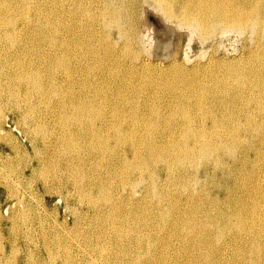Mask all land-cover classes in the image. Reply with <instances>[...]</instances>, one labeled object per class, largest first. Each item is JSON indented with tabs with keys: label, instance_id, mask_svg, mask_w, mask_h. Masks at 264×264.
Returning <instances> with one entry per match:
<instances>
[{
	"label": "bare ground",
	"instance_id": "bare-ground-1",
	"mask_svg": "<svg viewBox=\"0 0 264 264\" xmlns=\"http://www.w3.org/2000/svg\"><path fill=\"white\" fill-rule=\"evenodd\" d=\"M145 4L203 42L239 34L243 55L212 58L211 74L208 62L201 74L152 64L137 24ZM4 109L27 122L32 144L44 140L45 187L73 190L101 227L99 245L112 239L102 264H264V0H0V131Z\"/></svg>",
	"mask_w": 264,
	"mask_h": 264
},
{
	"label": "rangeland",
	"instance_id": "rangeland-1",
	"mask_svg": "<svg viewBox=\"0 0 264 264\" xmlns=\"http://www.w3.org/2000/svg\"><path fill=\"white\" fill-rule=\"evenodd\" d=\"M147 8H146V7ZM145 8H146V10H145ZM149 8V9H148ZM142 10V11H141ZM140 12H139V15H138V17H137V24H138V26H139V31H140V34H141V37H142V42H143V44H142V46L144 47V46H146V48H147V53H146V57L148 58V61L149 62H152V64H155V63H157V64H155L156 66H159V67H161L162 69H167L168 67H170L172 64H174L175 62V64H178V65H181V66H183V67H185L186 69H188V71L189 70H192V69H194V68H196V69H201V71L199 72L198 71V74H201L202 73V70H204L203 68H202V65L203 66H205V67H207L209 64H210V60L212 59V60H215L216 61V59L217 60H220V59H222V58H225V59H227V60H230V59H233V58H239V56L241 57L243 54V47H244V45H245V42H244V40H243V38H242V36H240L239 34H236V33H229V34H227V35H218L217 36V39H215L216 37H214V38H211V40L209 39V40H207V41H202L197 35H190L189 34V32H188V30H185V29H183V28H179L176 24H174V23H170V22H168V20L163 16V14L161 13V12H159L158 10H156L154 7H152L151 5H149V4H145V5H142L141 6V8H140V10H139ZM145 11H147L146 13H145ZM183 31V32H182ZM187 32V33H186ZM187 34V35H186ZM191 36V37H190ZM221 36V37H220ZM191 38V39H190ZM215 39V40H214ZM218 41V43H217V41ZM217 44V45H216ZM212 45V46H211ZM252 42H250V41H248L247 42V47L248 48H252ZM148 47H150V48H148ZM214 47H217L216 49H214ZM250 50V49H249ZM216 51V52H215ZM242 54V55H241ZM235 60H237V59H235ZM154 62V63H153ZM207 62H208V64H207ZM198 63V64H197ZM161 64V65H160ZM206 64H207V66H206ZM154 65V66H155ZM196 65V66H195ZM199 65V66H198ZM187 66V67H186ZM198 66V67H197ZM201 66V67H200ZM210 66V68L208 69V67ZM206 69H207V72H208V70H209V72L211 71V72H213L212 70H211V65H209ZM193 67V68H192ZM190 68V69H189ZM211 72L209 73V74H211ZM5 110V109H4ZM4 110L2 111V113L3 114H1V117H4L5 118V116H6V120H7V122H8V124H4L5 126H4V129H3V131H0V133H1V135H0V137L2 136V135H6V136H2L1 138H0V183H1V185H0V217L3 215L4 216V218H3V216H2V218L0 219V229H3V230H0L1 232V235H0V240H1V242H2V245H3V247H4V245H5V247L4 248H2V245L0 244V262L2 263H6V264H12V262H13V259H17V257H19L17 260L15 259L14 260V262L16 263V261H17V263L16 264H34V263H32V262H35L36 264H46V263H50V264H66V263H69L70 261H72L73 263H69V264H77V263H79V264H82L83 262H84V264L85 263H87L88 261H94V262H96V263H98V264H102V261H103V257L106 255V252H107V250H106V245H107V247L109 248V250L111 251V249L110 248H112L109 244H111L112 245V239H110V237L108 238L107 236H106V238H104V241H102L103 242V244L104 245H101L103 248H101V246L99 245V243H98V240L97 239H99V237H96V235L98 236V232L97 231H99V229L101 228L99 225H98V222H95V220L94 221H91V217H90V213L88 214V216H87V214L85 215L84 213V211H87L86 209H87V204L86 203H84V202H81V200L79 199L78 200V195H76V193L75 194H73L74 193V191L72 190L71 192V194H69L70 196H68V197H66L65 195H67L66 193H67V191L66 190H64V189H61V188H57V187H59V184H56V183H54V185H52V183H49L50 184V186L52 187H49V189H47L46 187H45V185H44V178L42 177V176H45V175H40L38 172H40L39 170H41L42 169V165L41 164H39L38 162H39V159L36 157V154H40L41 152V156L42 155H44L47 151V148L46 147H44V140H42V138H41V140L42 141H40V140H38V142L39 143H37V142H35L34 144H32V142L29 140V138L26 136L27 135V133H28V130H30L31 128H29V127H26V126H29V125H27V122L25 123L24 122V120H20V122L18 123V119H17V116H14V114L13 113H10V111L11 110H9V109H6L5 110V112L6 113H4ZM8 110H9V112H8ZM3 115V116H2ZM12 118V120H13V124L15 123V121H16V125H13L12 123H11V118ZM23 123H22V122ZM21 123V124H20ZM25 123V124H24ZM19 124V125H18ZM22 125L24 126V127H22ZM15 126V127H14ZM20 126V127H19ZM22 127V128H21ZM27 128H28V130H27ZM7 129V130H6ZM17 129V130H16ZM50 129V128H49ZM7 131H9V132H7ZM3 132H5V133H3ZM22 132H24V133H22ZM26 132V133H25ZM3 133V134H2ZM10 133H11V135H10ZM21 136H19V135ZM26 134V135H25ZM29 134V133H28ZM13 135V136H12ZM14 135H15V138H14ZM10 136V137H9ZM12 136V137H11ZM7 138V139H5V138ZM9 137V138H8ZM2 139H3V141H2ZM5 139V140H4ZM7 140H9V141H7ZM13 140V141H12ZM20 141V142H19ZM25 141V142H24ZM4 142H6V143H4ZM11 142V143H10ZM13 142V143H12ZM26 142H29V143H26ZM31 143V144H30ZM41 143V144H40ZM10 144V145H9ZM15 144H17V145H15ZM22 144V145H21ZM33 145V146H32ZM11 146H13V148H14V150H12L13 148L11 147ZM24 146H26V147H24ZM34 146H36V148H38L37 150H39V153H35V151H33V149L35 150V148H34ZM42 146V147H41ZM16 147H17V152H16ZM20 147V148H19ZM26 148L25 150H24V148ZM30 147H31V149H30ZM41 147V148H40ZM43 148V149H42ZM46 149V150H45ZM23 150V151H22ZM40 150H41V152H40ZM19 151V152H18ZM52 151V150H51ZM45 152V153H44ZM24 155H23V154ZM29 153V154H28ZM35 155H34V154ZM16 154H18V155H16ZM21 154V155H20ZM7 155H9V156H7ZM50 154H48V153H46L45 155H44V158H45V156H46V158L49 156ZM5 157L4 159H3V157ZM7 156V157H6ZM17 156H19V157H17ZM21 156V157H20ZM41 156H39L38 155V157L39 158H41ZM2 157V158H1ZM9 157V158H8ZM12 158V160H11V158ZM36 157V158H35ZM43 157V156H42ZM20 158V159H19ZM24 158V159H23ZM26 158V159H25ZM43 158V159H44ZM45 158V159H46ZM13 159H15V160H13ZM29 159V160H28ZM32 159H34V160H32ZM4 160V162H2V161ZM25 160H26V162H25ZM32 160V161H31ZM9 161V162H8ZM15 162V164L13 163V162ZM35 161H37L36 163H34ZM18 162H20V163H18ZM31 162V163H30ZM6 163V164H5ZM27 163L28 164H35V169H38V171L36 170V174L34 173V174H32L33 172H31L30 171V168H29V166H28V168L26 167V165H27ZM37 163H38V165L40 166H38L37 165ZM3 164V165H2ZM12 164H13V166H12ZM25 165V167H23L24 165ZM8 165V166H7ZM6 166V167H5ZM10 167V168H9ZM38 167V168H37ZM2 168V169H1ZM4 168H5V170H4ZM9 168V169H8ZM19 168V169H18ZM12 169H13V172H15L16 171V173H13V174H16V175H12L11 174V172H12ZM14 169H16V170H14ZM22 169V170H21ZM27 169H29V170H27ZM2 170H4V171H2ZM8 170V171H7ZM10 170V171H9ZM20 170V171H19ZM2 171V172H1ZM19 171V172H18ZM26 171V172H25ZM3 172H6V173H3ZM18 172V173H17ZM21 172V173H20ZM39 175H38V174ZM6 174V175H5ZM11 176H10V175ZM24 174V175H23ZM30 174V175H29ZM44 174V173H43ZM2 175H3V177H2ZM22 175V176H21ZM28 175V176H27ZM41 176V177H40ZM5 177H7V178H5ZM18 177V178H17ZM29 177V178H28ZM13 180H12V179ZM24 178V179H23ZM33 179V182L34 183H36V184H34L33 182L31 183V181H32V179ZM39 178V179H38ZM40 178H42V180H40ZM2 179V180H1ZM17 179H18V181H17ZM30 179V180H29ZM5 180V181H4ZM7 180H9V181H7ZM22 182H21V181ZM2 181H3V183H2ZM36 181V182H35ZM19 182V183H18ZM21 182V183H20ZM25 182V183H24ZM27 182V183H26ZM13 184V186H11L12 184ZM18 183V184H17ZM29 183V184H28ZM3 184V185H2ZM9 184V185H8ZM30 184H32V185H30ZM7 185V186H6ZM23 185V186H22ZM28 185V186H27ZM29 185H30V187H29ZM56 185V186H55ZM3 186V187H2ZM7 188H6V187ZM18 186V195H16L17 194V189H16V187ZM27 186V187H26ZM33 188H32V187ZM57 188H55V187ZM21 187V188H20ZM29 188V189H28ZM33 190H32V189ZM24 189H26V191L24 190ZM39 189V190H38ZM43 189V190H42ZM59 189V190H58ZM23 190V191H22ZM31 190V191H30ZM53 190V191H52ZM57 190V191H56ZM6 191V192H5ZM19 191H20V193H19ZM34 191H36V192H34ZM44 191V192H43ZM56 191V192H55ZM61 191V192H60ZM13 193V195H14V198H13V195L11 194V193ZM14 192H15V194H14ZM22 192V193H21ZM24 192H26V193H24ZM31 192H33V193H31ZM65 192V193H64ZM8 193V194H7ZM10 193V194H9ZM32 194V195H35V196H37V197H35V196H32V195H30V194ZM35 193V194H34ZM55 193H56V195H55ZM8 196H7V195ZM21 194H23V195H21ZM29 196H28V195ZM41 194V195H40ZM52 194H53V196H52ZM60 196H59V195ZM64 194V195H63ZM73 194V195H72ZM17 197H16V196ZM63 195V196H62ZM10 196V197H9ZM59 196V197H58ZM76 196H77V198H76ZM9 199H8V198ZM16 197V198H15ZM18 197H19V199L20 198H22V199H18ZM25 197V198H24ZM34 197V198H33ZM69 198L70 199V201H68L67 203L68 204H66V201H67V199L66 198ZM74 197V198H73ZM5 198V199H4ZM24 198V199H23ZM33 198V199H32ZM14 199V200H13ZM28 199H30V200H28ZM37 201H39V202H37ZM77 199V200H76ZM11 200V201H10ZM37 202V204H36V202ZM41 200V201H40ZM74 200V201H73ZM9 201V202H8ZM21 201H25V202H21ZM33 201V202H32ZM63 201V202H62ZM73 201V202H72ZM78 201V202H77ZM16 202V203H15ZM19 202V203H18ZM61 202V203H60ZM15 203V204H14ZM22 203H24V204H22ZM31 203H33V204H31ZM41 203V204H40ZM78 203V204H77ZM81 203H83V204H81ZM44 206H43V205ZM64 204V205H63ZM81 204V205H80ZM16 205H17V207H16ZM24 205V206H23ZM41 207H40V206ZM69 207H68V206ZM78 205V206H77ZM79 205L81 206V207H79ZM29 206V207H28ZM38 206V207H37ZM71 206H73L72 207V209L73 210H71ZM77 206V207H76ZM13 207V208H12ZM43 207H45V208H43ZM76 207V208H75ZM19 208V209H18ZM21 208H22V210H23V212L21 211L20 212V210H21ZM27 208V209H26ZM31 210H30V209ZM37 208V209H36ZM41 210V211H39V209ZM42 208H43V210H42ZM54 208V209H53ZM68 210H67V209ZM9 209H10V211H9ZM14 209V210H13ZM19 210V212H18V210ZM25 209V210H24ZM8 211V214L6 213L7 211ZM12 210V211H11ZM55 211V212H57V214L54 212V213H50L49 211H51V212H53V211ZM75 210V211H74ZM30 211H31V213H30ZM33 211H34V213H33ZM43 211V212H42ZM67 211V212H66ZM13 212V213H12ZM15 212V213H14ZM26 212H28V214H29V216L27 215V213ZM36 212V213H35ZM37 212H39V213H37ZM59 212V213H58ZM76 212V213H75ZM77 212H79V213H77ZM83 214H82V213ZM5 215H4V214ZM10 213V214H9ZM13 214V216H12V214ZM20 213H21V215H20ZM23 213H24V215H23ZM43 213H44V215H43ZM49 213V214H48ZM73 213V214H72ZM75 213V214H74ZM81 213V214H80ZM2 214V215H1ZM26 214V215H25ZM39 214V215H38ZM46 214V215H45ZM51 214V215H50ZM72 214V215H71ZM79 214V215H78ZM15 215H17V216H15ZM34 215H35V217H34ZM43 215V216H42ZM55 215V216H54ZM87 216V217H84V216ZM21 216V217H20ZM22 216H25V217H23V219H21L22 218ZM31 216H32V220L30 221L29 219L31 218ZM49 216V217H48ZM52 216H53V218L54 217H56L57 216V218H52ZM83 216V217H82ZM9 217V218H8ZM10 217H13V218H10ZM18 217V218H17ZM27 217V218H26ZM29 217V218H28ZM34 217V218H33ZM37 217H39V218H37ZM41 217H43V219H44V221H43V219L41 218ZM16 218V219H15ZM26 218V219H25ZM52 218V219H51ZM81 218V219H80ZM6 221H5V220ZM11 219V220H10ZM13 219V220H12ZM18 219V220H17ZM40 219V220H39ZM47 219V220H46ZM58 221L57 223H56V220ZM73 219V220H72ZM75 219V220H74ZM78 219V221H76ZM81 221H80V220ZM22 220H23V222L26 220H29V222L27 221V223L25 222L24 224L22 223ZM53 220V221H52ZM17 223L16 225L14 224L15 222ZM17 221H19V222H17ZM35 221H37V222H35ZM39 221V222H38ZM42 223H41V222ZM45 221H47V222H45ZM49 221V222H48ZM52 221V223L55 225V227H54V225L51 223L50 224V222ZM54 221H55V223L57 224H55L54 223ZM75 221V222H74ZM89 221H91L90 223H92V224H90L89 223ZM9 222V223H8ZM14 222V223H13ZM21 222V223H20ZM44 222V223H43ZM60 222V223H59ZM74 222V223H73ZM34 223H36V224H34ZM59 223V224H58ZM64 223V224H63ZM83 223V224H82ZM86 223H88V224H86ZM14 224V225H13ZM19 224H22V226L21 225H19ZM26 224V229L24 228V225ZM30 224V226H28ZM33 224V225H32ZM45 224V225H44ZM48 224V225H47ZM65 224H66V226H65ZM81 224V225H80ZM85 224H86V226H85ZM97 224V225H96ZM18 225V226H17ZM35 225H37V226H35ZM60 225V227L58 228V226ZM68 225V226H67ZM88 225V226H87ZM95 225V226H94ZM6 226V227H5ZM10 228H9V227ZM12 226H14V227H12ZM33 228H35V227H37V228H35V229H33ZM35 226V227H34ZM40 226H42V227H40ZM45 226V227H44ZM50 226V227H49ZM57 226V227H56ZM77 226V227H76ZM82 226V227H81ZM86 227V230H88V231H86L85 230V227ZM90 226H92V227H90ZM96 226H98V228H96ZM16 227V228H15ZM30 227V228H29ZM44 227V228H43ZM47 227H48V229H47ZM63 227V228H62ZM81 227V228H80ZM15 228V229H14ZM29 228V229H28ZM42 230H41V229ZM51 228H53V229H51ZM92 228V230H90ZM94 228V229H93ZM96 228V229H95ZM11 229V230H10ZM14 229V230H13ZM18 229V230H17ZM21 229V230H20ZM22 229L24 230L23 232H22ZM27 229H28V231H27ZM32 229V231H29V230H31ZM45 229V230H44ZM61 229H63L64 231H65V233H63L64 231H61ZM70 229H71V231H70ZM73 229V230H72ZM79 229V231H76V230H78ZM82 229V230H81ZM84 229V230H83ZM35 232H34V231ZM40 230V231H39ZM44 230V231H43ZM48 230V231H47ZM52 232H51V231ZM97 230V231H96ZM10 231H12V233H14L13 235H12V233L10 232ZM14 231V232H13ZM16 231V232H15ZM47 231V232H46ZM69 231L71 232V233H69ZM25 232V233H24ZM26 232L27 233H29V234H27L26 235V237H25V234H26ZM34 232V233H33ZM37 232V233H36ZM45 232H46V235L47 234H49V236L47 235V239H45L44 237L45 236H43L44 234H45ZM53 234H51V233ZM61 232V233H60ZM66 232H68V234L66 233ZM77 232H80V233H77ZM82 232H85V234H83ZM88 232V233H87ZM94 232H96V233H94ZM16 233V234H15ZM44 233V234H43ZM58 233H59V235H58ZM77 235H76V234ZM9 234V235H8ZM32 234V235H31ZM35 234V237L33 236ZM52 236H51V235ZM61 234H63V235H61ZM66 234H67V237H64V236H66ZM69 234H72V235H69ZM92 234V235H91ZM3 235H4V237H3ZM29 235V237H27ZM76 235V236H75ZM84 235H85V237H84ZM10 236V237H9ZM21 236V237H20ZM23 236V237H22ZM31 236L32 237H34L33 239H34V241L33 242H35V243H33L32 242V240L33 239H31ZM54 236V237H53ZM57 236V238H55ZM82 236V238H80ZM92 238V240L90 239V237ZM95 236V237H94ZM16 240L15 242H16V247H17V249H19V250H17V252H15V254L17 255V257H16V255L15 254H13L14 252L12 251V247H11V245L9 244V242H8V240L9 241H12V242H14L12 239L13 238ZM17 237V238H16ZM20 237V238H19ZM59 237H60V239H59ZM69 237H70V241H67V240H69ZM76 238V242H73V240L75 241V238ZM84 237V238H83ZM93 237H94V239H93ZM4 240H3V239ZM6 238V239H5ZM25 238V239H24ZM28 238V239H27ZM40 238V239H39ZM63 238V239H62ZM72 238V239H71ZM74 238V239H73ZM78 238V239H77ZM89 240H88V239ZM95 238H97V239H95ZM111 238H113V237H111ZM30 239V240H29ZM62 239V240H61ZM80 239H82L81 241H80ZM84 239L86 240V241H84ZM106 239H108L109 241H107ZM22 240V241H21ZM53 240V241H52ZM65 240V241H64ZM103 240V239H102ZM7 241V242H6ZM20 241V242H19ZM24 241H25V243H26V241L28 242L27 244H30V245H27V244H25L24 243ZM46 241H49V243H50V245L48 244V242H46ZM55 241V242H54ZM62 241V242H61ZM96 241V242H95ZM262 241H264V239H262ZM22 242V243H21ZM30 242H32V243H30ZM38 242L40 243V244H38ZM59 242V243H58ZM64 242V243H63ZM82 243V246H81V243ZM85 242H88L87 244H88V246L87 245H85ZM92 244L93 243V245H91L90 243ZM108 242V244H105V243H107ZM43 243H44V245L46 246V248H50V249H52V251L48 248V249H46L45 248V246L43 245ZM54 245H53V244ZM55 243H58V244H55ZM62 243V244H61ZM69 243H71L69 246H68V244ZM80 243V244H79ZM35 244V246H33ZM60 244V245H59ZM76 246H75V245ZM77 244H79V245H77ZM84 244V245H83ZM102 244V243H101ZM19 245H21L20 247L22 248H20V247H18ZM41 247H40V246ZM49 245V246H48ZM56 245H58L59 247H58V250L59 249H61L62 248V250H60L59 252L57 251V246ZM64 245V247H62ZM71 245H72V251H70V248H71ZM90 245V246H89ZM94 245H96V246H94ZM97 245L99 246V248L97 247ZM55 248H54V247ZM66 246V247H65ZM67 246H68V248H67ZM73 246H74V250H73ZM77 246H78V248H77ZM92 246H93V248L94 249H100V250H102L103 249V251H101L100 252V250L98 251H96V250H93V248H92ZM110 246V247H109ZM32 247V248H31ZM34 247H36L35 249H34ZM43 247V248H42ZM82 249H80V248ZM88 247H90V248H88ZM104 247H105V252H104ZM26 248H27V250H26ZM37 248H39V249H37ZM45 248V249H44ZM67 248V249H66ZM5 249V250H4ZM11 249V250H10ZM29 249H32V250H30V251H32V253L34 254H31V252H30V254L33 256V258H32V256L31 255H29ZM64 249H66L67 251H69L68 253H65L66 252V250H64ZM85 249L87 250V251H85ZM89 249V250H88ZM91 249V250H90ZM23 250V251H22ZM36 250V251H35ZM45 250V251H44ZM47 250V251H46ZM51 251V253H50V251ZM80 250H81V252H80ZM94 252H93V251ZM3 251V252H2ZM4 251H5V253H4ZM19 251V252H18ZM22 251V252H21ZM27 251V252H26ZM40 251H41V253H40ZM57 251V252H56ZM84 251V252H83ZM2 252V253H1ZM12 252V253H11ZM21 252V253H20ZM50 254L49 256H51V254H54V252H56V254L59 256H61V254H62V257L59 259V258H57L58 256L57 255H52V256H55L54 258L51 256V259L49 258V256H47L48 254ZM61 252H63V253H61ZM79 252L80 253H82V254H79ZM85 252H87V253H85ZM92 252H93V255L95 254V256H93L92 255ZM97 254H96V253ZM103 252L105 253L104 255H103ZM19 253V254H18ZM26 253V254H25ZM36 253V254H35ZM59 253H61V254H59ZM65 253V254H64ZM69 253L71 254L70 256H72L73 255V257H70L69 256ZM74 253V254H73ZM100 253V254H99ZM5 254H7V255H5ZM12 254V255H11ZM44 256H42V255ZM90 254V255H89ZM15 257H14V256ZM25 255V256H24ZM27 255H29V256H27ZM64 255V256H63ZM91 255H92V257H91ZM100 255V256H99ZM102 255V256H101ZM109 255V254H108ZM4 256H5V260L9 257L10 258V256H11V260L9 261V258L7 259V261H5L4 260ZM8 256V257H7ZM30 256H31V258H30ZM59 256V257H60ZM68 256L71 258V259H69L68 258ZM75 256V257H74ZM79 256H81V257H79ZM13 257V258H12ZM47 257V258H46ZM77 257L79 258V259H77ZM86 258V259H84V258ZM90 257V258H89ZM96 257V258H95ZM100 257V258H99ZM108 257V256H107ZM22 258H23V260H22ZM25 258H26V260L27 261H25ZM40 258H41V260H40ZM65 258L66 259H68L69 260V262H68V260H66L65 261ZM98 258V259H97ZM21 259V260H20ZM29 259H31V261L29 260ZM34 259V260H33ZM37 259H39L38 261H37ZM50 261H49V260ZM53 259V260H52ZM57 259V260H56ZM74 259V260H73ZM81 259V260H80ZM83 259V260H82ZM95 259L97 260V261H95ZM100 259V260H99ZM42 260H43V262H42ZM56 262H55V261ZM62 260H63V262H62ZM87 260V261H86ZM102 260V261H101ZM25 261V262H24ZM52 261V262H51ZM78 261V262H77ZM80 261V262H79ZM83 261V262H82ZM99 261V262H98ZM101 261V262H100ZM114 261V262H113ZM126 261H128V259H126L125 261H123V263H121V264H126L127 262ZM13 262V264H15ZM39 262V263H38ZM46 262V263H45ZM111 262H112V264H114V263H116V261L114 260V258H110V260H109V262L107 261V263L106 264H111ZM125 262V263H124ZM2 263V264H3ZM129 263V262H128ZM127 263V264H128ZM117 264V263H116Z\"/></svg>",
	"mask_w": 264,
	"mask_h": 264
}]
</instances>
